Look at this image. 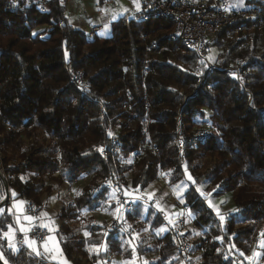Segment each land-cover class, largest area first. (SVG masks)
Masks as SVG:
<instances>
[{"label": "trees", "instance_id": "trees-1", "mask_svg": "<svg viewBox=\"0 0 264 264\" xmlns=\"http://www.w3.org/2000/svg\"><path fill=\"white\" fill-rule=\"evenodd\" d=\"M243 7L264 15L257 1L245 0ZM64 12L63 0H47L46 12L33 4L0 7L4 260L49 264L22 245L14 251L2 238L11 223V202L22 199L39 211L41 198L54 191L52 183L87 175V184L60 214L59 242L72 264H81L79 255L91 261L85 264H184L175 246L182 229L191 245L189 264H246L254 237L258 248L264 243V21L236 19L221 28L208 43L218 51L210 70L170 38L171 27L161 20L123 16L110 25L108 38L89 39L68 24ZM240 24L249 27L245 35L235 31ZM46 25L51 29L34 33ZM74 71L88 83L84 92L70 83ZM203 119L213 128L211 137L192 144L190 128ZM109 133L116 135L118 154ZM177 137L181 150L174 146ZM133 152L140 155L133 158ZM160 171L168 187L191 177L184 194L189 225H168L142 198L126 214L131 235L116 237L92 219L91 210L113 207L99 183L109 179L128 199V191L140 195L158 182ZM201 185L208 186V195L198 191ZM228 193L233 207L213 212L208 197ZM70 222H79L85 235H70ZM145 227L148 240L136 236ZM256 264H264V257Z\"/></svg>", "mask_w": 264, "mask_h": 264}, {"label": "built area", "instance_id": "built-area-1", "mask_svg": "<svg viewBox=\"0 0 264 264\" xmlns=\"http://www.w3.org/2000/svg\"><path fill=\"white\" fill-rule=\"evenodd\" d=\"M68 2L70 0H63ZM106 1V0H105ZM112 0H107L110 2ZM130 1V0H127ZM139 5L136 7L133 14L128 18L134 22H150L153 20H161L170 25V38L177 41L183 48L196 53L202 60L208 69H213V63L208 59L210 47L208 45L209 40L215 36V34L223 27L231 24L236 19H256L259 18L264 21V15L255 7H240L234 10L228 8L229 0H132ZM264 4V0H252ZM47 0H0V7L5 10H10L15 7H24L33 4L34 7L41 11L46 12ZM118 8V5H115ZM83 19H91L90 15L86 11H81ZM103 24H91L81 26L80 31L84 32L89 39L97 37L102 31ZM45 29H51V25L44 26ZM249 27L245 24H240L235 31L246 32ZM149 50V49H147ZM149 52L146 53L145 57ZM70 83L73 87L84 92L88 88L87 81L83 78L80 71H74L70 74ZM213 128L207 119L196 122L189 132L188 138L192 144H204L212 134ZM112 150L115 153H119V146L116 141V135L112 133L110 135ZM174 146L179 150L182 149V142L179 137L174 141ZM103 154V151L101 150ZM140 152H133L132 157L137 158ZM97 188L107 189L106 202L119 209L120 215L108 225L110 230H115L116 237L128 236L133 233V229L130 226L126 214L130 212L132 202L123 197L122 190L113 184L109 179L99 183ZM93 192L95 190H92ZM165 202V201H164ZM162 202V203H164ZM161 204V203H160ZM183 209L184 203L180 205ZM45 209L44 205H41L40 209ZM36 209L27 203L25 213L28 215H34ZM157 213L161 217L166 216L157 209ZM92 219L98 225H102L106 222V213L100 209H93L89 212ZM166 219V218H165ZM169 225V224H168ZM47 235V229L40 223H34L28 234V240L35 241V244L41 243ZM157 236V234H156ZM25 236L19 232L14 237L15 246L24 244ZM175 246L181 256L183 257V263L189 264V260L192 258L190 255L191 245L184 238L183 232L175 234ZM82 251H85L82 249ZM229 256H231L229 254ZM83 255H79L78 258L84 259ZM91 262L84 259L83 263ZM105 264H110L107 261ZM123 264H132L131 262H123Z\"/></svg>", "mask_w": 264, "mask_h": 264}, {"label": "crops", "instance_id": "crops-1", "mask_svg": "<svg viewBox=\"0 0 264 264\" xmlns=\"http://www.w3.org/2000/svg\"><path fill=\"white\" fill-rule=\"evenodd\" d=\"M103 1L104 2L102 3H100L99 0H70L68 2H65L64 16L68 24L74 29H80L81 26L88 25L89 23L94 25L97 24L109 25V32H107L106 34L100 33L98 35V37L100 38H108L111 33L110 25L112 22L111 21L112 13L105 8V5L106 4L108 5V3L112 4L111 3L112 1L108 3H105V0ZM126 4L127 6L122 7V10L120 9L121 10L120 18L123 16H126L127 19L130 18V16L133 14L134 10L137 7L136 2L132 0L126 1ZM81 11H86L90 15L91 19L90 20L83 19L81 15ZM186 176L188 178H186ZM82 177H84V175L80 176L75 182L70 184L65 182L61 184H54L53 193L50 196L43 197V199L41 198L40 200V205H44L45 209L41 208L39 211H35L36 213L34 215H28L25 213L27 207V201L22 199L13 200L9 208V214L11 218V223L9 225H11L13 229V232L11 233L13 237L11 240V244L15 247L14 237L17 232L25 236V231H23L22 229H26L27 230L26 234H28L31 226L34 223L38 222L47 229V235L45 239L39 244H35V243L32 244L31 247H29L27 243H24L23 246L26 249H28L29 252L32 253L34 256L38 257L39 259H42L43 261L49 264H72L69 260H67L64 257L59 242V229L61 226L60 214H61V209L65 207L66 204L70 203L74 199V197L78 195L81 188L86 184V183L83 185L81 184L80 180L83 179ZM189 177H190L189 174H186L184 180L180 181L183 183L185 182L184 184L182 183L180 184V182H178L175 185L168 187L167 190H164V194L162 198L165 197L164 200L168 205V210L166 213H163V215L166 216L165 218L167 219V223L169 225H174V226L177 224L184 225L183 223L184 219H182L181 216L178 214L179 212L177 211H180V209H178L177 207L184 203V194L186 192L187 187L192 181V179H189ZM157 185L158 183L149 185L147 187L149 191L148 193L153 192L154 189L157 187ZM207 187H208L207 185H201L200 190L202 189V191H204ZM148 193L147 195H149ZM142 195H146L145 191L142 193ZM127 196H128L127 198L132 199L134 201L138 197V195L133 193L132 191H128ZM224 196H229L231 199L230 193L225 194ZM164 200L161 201V203L164 202ZM103 211L106 213V222L104 224H106L107 226L120 215V211H117V208H115L114 205L111 209L106 211L103 210ZM114 215H116V217L114 219L111 218ZM27 216L33 217V220L31 221L26 220L25 217ZM9 225H7L6 231L3 232L2 234V238L5 240L8 246L10 242L9 239L4 236V233L9 232ZM70 235L83 236L85 235V232L80 229L77 233H73V234L70 233ZM258 241L259 239L256 241L255 249H253V251L256 250L259 253V255L255 256L253 251H251L249 255H244L246 264H256L260 262V259L263 256L261 254V251L263 250L262 248L264 246V243L260 245V248H258L259 246ZM37 252H39V255H37ZM152 257L154 256L147 255L144 258L147 259ZM128 262H131L132 264H139L142 262V259L136 261H128ZM115 263L117 262L114 261L112 262V264ZM121 264H123V262H121Z\"/></svg>", "mask_w": 264, "mask_h": 264}, {"label": "rangeland", "instance_id": "rangeland-1", "mask_svg": "<svg viewBox=\"0 0 264 264\" xmlns=\"http://www.w3.org/2000/svg\"><path fill=\"white\" fill-rule=\"evenodd\" d=\"M107 1V0H106ZM105 1V3H108V2H106ZM126 1L127 0H112V4H109L108 3V5L106 4L105 5V8L108 10V11H110L111 13H112V16H111V24L113 23V22H115L116 20H118L119 18H120V14H121V10H122V7H125V6H127V4H126ZM104 2V1H103ZM118 5V7L119 8H115V5ZM243 6H245V0H229V6H228V8L229 9H231V10H234V9H237V8H240V7H243ZM102 9H103V7H102ZM121 9V10H120ZM113 17H115V19L113 18ZM104 29H103V31L101 32V34H106L107 32H109V25H104V27H103ZM43 30H45V28L44 27H37L35 30H34V33H36V32H41V31H43ZM236 32H239V33H241L242 35H245L246 33H247V31L246 32H242V31H236ZM98 37V36H97ZM217 53H218V51L216 50V49H214L213 47L212 48H210V52H209V55H208V59L213 63V61H214V59H215V57H216V55H217ZM195 122H197V121H195ZM192 129V127L190 128V130ZM201 162H204L203 160L201 161ZM184 170H185V168H183ZM130 175H131V173H130V171H128L127 173H126V178H127V180L128 181H130ZM158 176H159V180H158V182H156V183H158V185H157V187L154 189V191L153 192H150V193H148L149 191H148V188L145 190V193H146V195H142V193L140 194V195H138V197H137V199L138 198H142V199H145V200H147L153 207H154V210H155V212H158L157 211V209H159L158 207H159V205H160V203H161V201H163L164 199H165V197L164 198H162V196H163V194H164V190H167V188H168V186L166 185V183L164 182V180H163V172L162 171H160L159 173H158ZM83 179H81L80 180V182H81V184L83 185V184H87V182L89 181V178H90V176H87V175H84V177H82ZM186 178H188L187 176H186ZM47 183H49L48 182V180L46 179L45 180ZM183 181V180H182ZM184 184L183 182H180V184ZM85 184V185H86ZM155 184V183H154ZM52 185H54V183H52ZM54 187V186H53ZM202 188V187H201ZM198 191L199 192H201L203 195H208V193L206 192V190H204V191H202V189L200 190V187L198 188ZM147 193L149 194V195H147ZM51 195V194H50ZM49 195V196H50ZM130 196H131V193H130ZM42 199H43V197H42ZM129 199V198H128ZM132 203L134 202V200H132V199H129ZM208 203H209V206H211V208H212V210H213V212H215L216 214H221L222 212H225V211H228V210H230L232 207H233V203H232V201H231V199H230V197L229 196H224L223 195V197H218V198H213V197H208ZM165 201V200H164ZM166 207V206H165ZM178 209H180V211H177V212H179L178 214L181 216V218L182 219H184V225L185 226H187V225H189L190 223H191V221H192V218L190 217V215L187 213V211H186V209H183L181 206H178L177 207ZM103 211V210H102ZM116 217V215H114V216H112L111 218H115ZM189 221V222H188ZM178 225V224H177ZM176 225V226H177ZM183 224L182 225H178V226H184ZM69 226H70V229H71V233L73 234V233H77L79 230H80V228H81V225H80V223L78 222H70L69 223ZM174 226V225H173ZM183 231V234L185 233V231H184V229H182ZM148 227H145V231L143 232H139L138 233V235H136V236H138V237H141V238H146V240H148ZM259 239V236H256V237H254V239H253V241H252V243H251V246H250V250H249V252H248V254H246V255H249L250 253H251V251H253V249H255V243H256V241ZM263 250L261 251V254L263 255V257H264V246H263V248H262ZM85 250V249H84ZM1 252V251H0ZM253 253H254V255L255 256H258L259 255V253L256 251V250H254L253 251ZM84 258V257H83ZM85 259V258H84ZM84 259L82 260V262H81V260L78 258V260L80 261V263L81 264H85V263H83V261H84ZM256 259V258H255Z\"/></svg>", "mask_w": 264, "mask_h": 264}, {"label": "snow or ice", "instance_id": "snow-or-ice-1", "mask_svg": "<svg viewBox=\"0 0 264 264\" xmlns=\"http://www.w3.org/2000/svg\"><path fill=\"white\" fill-rule=\"evenodd\" d=\"M137 8H139V5L138 4H137ZM113 18L115 19V17H113ZM201 63H203V62H201ZM109 135H111V133H109ZM189 179H191V177H189ZM0 211H2V209H0ZM117 211H119V209H117ZM25 219L28 220V221H31V220H33V217L27 216V217H25ZM220 219L223 220L224 217L221 216ZM22 230L25 231V240H24V243H27L29 245V247H31L32 244L35 243V241H29L28 240V237H27V234H26L27 233V230L26 229H22ZM161 230H163V229H161ZM12 232H13V229H12L11 225H9V232L4 233V236L9 239V242H10L9 246L10 247H13L14 251H16L17 249H15L14 246L11 244V240L13 238L12 235H11ZM37 255H39V252H37ZM3 259H4L3 253L0 252V260H3ZM4 264H7V261L6 260L4 261Z\"/></svg>", "mask_w": 264, "mask_h": 264}, {"label": "water", "instance_id": "water-1", "mask_svg": "<svg viewBox=\"0 0 264 264\" xmlns=\"http://www.w3.org/2000/svg\"><path fill=\"white\" fill-rule=\"evenodd\" d=\"M7 199H8V193L7 191H5V194L1 200V203H0V209H2V211H0V216L4 213L5 211V206H6V203H7ZM4 259L3 260H0V264H4Z\"/></svg>", "mask_w": 264, "mask_h": 264}, {"label": "bare ground", "instance_id": "bare-ground-1", "mask_svg": "<svg viewBox=\"0 0 264 264\" xmlns=\"http://www.w3.org/2000/svg\"><path fill=\"white\" fill-rule=\"evenodd\" d=\"M164 204H167L166 202H164V203H161L160 205H159V210L162 212V213H166L167 212V210H168V205H166V207L165 208H162L163 207V205Z\"/></svg>", "mask_w": 264, "mask_h": 264}]
</instances>
